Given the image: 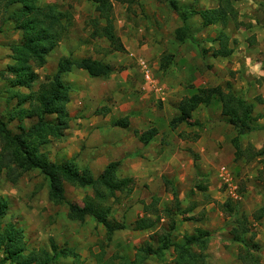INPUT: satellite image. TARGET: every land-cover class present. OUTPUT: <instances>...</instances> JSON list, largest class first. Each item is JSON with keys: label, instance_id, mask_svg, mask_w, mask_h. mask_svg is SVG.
Masks as SVG:
<instances>
[{"label": "rangeland", "instance_id": "obj_1", "mask_svg": "<svg viewBox=\"0 0 264 264\" xmlns=\"http://www.w3.org/2000/svg\"><path fill=\"white\" fill-rule=\"evenodd\" d=\"M170 1L113 0L115 32L126 48L117 51L107 38L92 36L93 21L99 19L93 0H37L41 5L57 4L66 13L68 33L48 55L47 63L35 67L37 79L29 87L14 86L12 75L7 74L8 66L15 62L12 46L23 41L22 32L9 17L18 5L0 14V117L15 133L21 132V125L27 129L38 121L11 119L10 113L19 106L15 94L35 98L42 83L56 73L62 57L97 58L114 68L98 78L76 68L62 76L70 86L69 127L60 137L41 145V150L53 162L73 160L79 169L88 167L95 178L109 163L118 162L117 176L132 177L133 181L130 189L117 192L105 204L110 207V217L124 222L125 229L108 237L105 227L92 217L83 221L69 217L68 203L83 205L85 198L95 196L92 186L63 180L66 201L56 203L49 196V179L40 170L26 171L16 182L7 179L6 170L0 174V195L8 202L2 226L11 223L22 228L28 250H52L54 243L80 254L79 263L57 256L52 264H118L120 256L133 259L142 245L157 247L167 235L181 243L199 229L210 236L205 247L192 248L202 253L208 264H244L239 255L245 254L246 248L234 240L241 220L247 227L245 240L258 246L253 252L264 264V122L259 125L258 121L264 115V107L258 105L264 103V92L259 91L264 87V42L259 43L257 33L253 34L255 25L264 28V0H238L233 3L232 20L207 27L190 10L214 8L220 0H175L181 9L189 10L185 13L177 12ZM100 21L103 25L104 20ZM180 26L192 34L188 42L189 57L194 61L191 66L199 72L208 69L205 78L212 79L208 86L198 84L197 71L171 65L176 55L181 61L180 54L169 53L173 50L171 37ZM221 32L230 35L228 46L235 52L228 58L215 55L220 61L217 65L207 63ZM203 51L210 55L203 56ZM246 57L257 62L249 64ZM142 62L157 88L147 85ZM240 80L243 96L255 100L254 108H262L253 113L255 120L258 118L256 130L248 133L242 144L239 140L244 150L241 155L235 154V127L222 114L218 94L209 105L193 112L191 122L196 124L172 125L181 101L192 93L215 84L229 92ZM25 102L24 106H29ZM125 117L129 119L127 127L115 125ZM151 129L156 133L141 139ZM153 200L155 205L146 212L145 206ZM228 200L233 211L226 213L220 203ZM146 217L152 224L145 229L137 227V220ZM175 258L171 247L162 259L150 256L145 264H175ZM0 264H10L4 261L1 248Z\"/></svg>", "mask_w": 264, "mask_h": 264}, {"label": "trees", "instance_id": "obj_2", "mask_svg": "<svg viewBox=\"0 0 264 264\" xmlns=\"http://www.w3.org/2000/svg\"><path fill=\"white\" fill-rule=\"evenodd\" d=\"M93 1L96 4L99 19L93 21L92 36L105 37L114 50L125 51L126 48L120 36L115 32L112 17L113 0ZM236 1L238 0H220L217 7L190 11L192 14L201 16L204 26L216 23L226 25L235 11L233 3ZM170 2L177 12L189 11L181 9L175 0ZM13 5L18 7L9 13V17L14 21L16 28L22 32L23 41L12 46L15 62L8 66L7 74L12 75L14 86L29 87L37 79L35 67H43L51 51L67 36L68 26L64 22L66 13L57 4L41 5L37 0H0V14ZM101 19L104 20L103 25L100 24ZM175 33L180 40L192 37L186 27L178 28ZM222 34L218 36L220 47L215 50L214 55L229 56L233 52V49L228 46L229 36ZM74 68L85 70L92 77L107 76L114 70L110 64L91 57L73 60L65 56L60 59L56 73L51 77L48 76L47 81L42 83L35 98L20 92L15 94L19 98V106L10 113L11 119L22 121L26 118H37L38 121L27 129L21 125V132L15 133L0 117V174L6 170L7 179L16 182L26 171L40 170L49 179V196L56 203L66 201L63 180L80 186H92L95 189V196L85 198L83 205L68 203V215L80 221L92 217L105 227L108 237H112L116 231L125 229L126 225L110 217V207L105 204V201L115 197L117 192L130 189L133 178L117 176L118 162L109 163L95 178L88 167L79 169L73 160L53 162L41 150V145L48 143L52 137H60L61 131L69 127L70 114L67 104L70 101V86L63 81L62 76ZM216 94L219 95L222 104V114L228 117V123L238 132L233 143L236 149L235 154L241 155L244 150L240 146V135L256 130L254 107L235 93L225 92L221 86L198 90L182 100L179 113L173 118L172 125L178 126L183 122L196 124L191 122L193 111L201 105H209ZM25 101H28L29 106H24ZM50 116L54 118H48ZM115 125L127 127L128 117L117 120ZM155 133L156 130L151 129L141 139L147 136L152 137ZM175 198L179 201L177 195ZM155 203L156 200H153L151 204L146 205L145 211L147 212ZM220 206L226 213L233 211L231 200L220 203ZM7 210L8 202L0 195V248L4 254V261L10 264H52L55 257L63 256L71 257L74 262L79 263L80 254L71 247L59 248L53 243L52 250L44 247L28 250L22 228L11 223L2 226L1 218L6 215ZM151 224L152 219L148 217L139 218L136 222V226L141 229L148 228ZM238 225L239 228L234 232V240L243 243L246 248L245 254L239 257L244 264H261L258 256L253 252L258 246H252L245 240L243 232L247 229L246 223L241 220ZM209 236L210 232L199 229L197 234L188 236L184 242L179 243L174 242L170 235H167L157 247L152 244L140 246L133 259L120 256L118 264H145L150 256L162 259L165 250L171 247L176 253L175 264H208L205 256L196 252L192 246L205 247Z\"/></svg>", "mask_w": 264, "mask_h": 264}, {"label": "crops", "instance_id": "obj_3", "mask_svg": "<svg viewBox=\"0 0 264 264\" xmlns=\"http://www.w3.org/2000/svg\"><path fill=\"white\" fill-rule=\"evenodd\" d=\"M197 15H199V14H197ZM199 17L201 18V16L199 15ZM201 22H202V18H201ZM218 24H221V25H223L222 23H216V24H211V25H208V26H216V25H218ZM202 25H203V23H202ZM255 25V24H254ZM204 26V25H203ZM180 27H183V26H180ZM180 27H178V28H180ZM204 27H207V26H204ZM178 28H176V30L178 29ZM253 28H256L254 31H253V34L254 33H257V41H259V43L261 42V43H263L264 41V28H261V27H259V26H254ZM176 30H175V32H176ZM189 30V29H188ZM190 32V31H189ZM191 33V32H190ZM222 33V32H221ZM220 33V34H221ZM192 35V34H191ZM226 35H229L228 33L226 34ZM219 36V35H218ZM230 36V35H229ZM172 38V40H171V43L173 44V46H171V48L173 49L172 50V52H169V53H172V54H174V55H176V54H180L181 55V61L184 59V61H180L179 62V59H178V57H174V60H173V62L171 63V65L173 64L174 66H173V68H175V67H178L179 69H188V68H190L189 70H194L195 72L197 71L198 72V79L196 80V81H198L199 83V85H203V87L204 86H208L209 85V83L210 82H212V79L210 80L209 78H205V77H209V72L207 71L208 69L207 68H204L203 69V71H198L199 69H196L195 70V68L196 67H194L193 68V66H191V64L192 65H194V61H192L191 59H190V54H192L189 50H190V47H189V45L190 44H188V42H189V40H191V38H187V39H185V40H180L179 38H177V36H176V33H175V35H174V37L172 36L171 37ZM170 41V40H169ZM169 41H167V42H169ZM124 44V43H123ZM125 46V45H124ZM261 46H264L263 44L261 45ZM220 47V45L218 44V46H216V49L217 48H219ZM230 48H232L233 49V52H232V54L231 55H229V56H232L233 54H234V47L233 46H229ZM258 48H260V47H258ZM179 49L181 50V52H179ZM215 49V48H214ZM215 49V50H216ZM262 49V48H261ZM215 50H214V52H215ZM204 52V54H203V56H205V54L207 55V56H209L210 55V53H208L207 51H203ZM215 55H214V53H212V58H210V57H208V59H207V63H210V61L211 62H215V64L217 65L218 63H220V61H218V59H216V56L214 57ZM229 56H220V57H223V58H228ZM92 59H97V58H92ZM204 59V58H203ZM97 60H100V59H97ZM221 60V59H220ZM100 61H102V60H100ZM245 61H247V63H249L250 64V62H254V63H256L257 61H255V60H253V58L251 57H246V60ZM102 62H104V61H102ZM104 63H106V62H104ZM109 64V63H108ZM200 65V64H199ZM112 66V65H111ZM221 66H223V65H221ZM77 69V68H76ZM114 69V68H113ZM79 70H82V69H79ZM142 70H143V68H142ZM82 71H85V70H82ZM114 71V70H113ZM144 71V70H143ZM85 72H87V71H85ZM88 73V72H87ZM144 73V72H143ZM89 74V73H88ZM204 74H206V76L204 75ZM92 77V76H91ZM93 78H98V77H93ZM240 83H243V81L242 80H240L238 83H236L235 85H233V87L231 88V91L233 92V93H235L237 96H240V97H242L243 98V100L246 102V103H248V104H252V102H254L255 100H248L247 98V96H243V94L245 93V92H242L241 91V88H243V87H239V85L238 84H240ZM198 85V86H199ZM216 86H220L219 84H215V86L214 87H216ZM258 89V88H257ZM257 91V90H256ZM260 92L262 91V92H264V87H263V89L262 90H259ZM258 93V92H257ZM193 94V93H192ZM191 94V95H192ZM187 98V97H186ZM184 100V99H183ZM250 102V103H249ZM256 104V103H255ZM259 106H262V107H264V103H259L258 104ZM257 105V106H258ZM257 106H255V108L253 109V113L255 112V113H258L259 111H261L262 110V108L261 107H259V108H257ZM254 107V106H253ZM194 112V111H193ZM192 115H193V113H192ZM255 114H253V116H254ZM192 118V117H191ZM257 120H258V118L254 121V123H256L257 122ZM259 121V125H262V123L264 122V115H260V119L258 120ZM183 123H185V122H183ZM183 123H180V124H183ZM258 123V122H257ZM186 124H188V123H186ZM189 125H191V124H189ZM235 129V128H234ZM235 132H234V135H236V137L238 136V132H237V130L235 129L234 130ZM264 132V131H263ZM247 135L248 134H245V135H240V139H241V144H242V141L244 140L245 141V139L247 140ZM154 139V138H153ZM152 139V140H153ZM151 140V141H152ZM247 144H249V142H247ZM263 144H264V142H263ZM261 147V146H260ZM204 149V148H203ZM257 149H259L258 147H255V150H257Z\"/></svg>", "mask_w": 264, "mask_h": 264}, {"label": "built area", "instance_id": "obj_4", "mask_svg": "<svg viewBox=\"0 0 264 264\" xmlns=\"http://www.w3.org/2000/svg\"><path fill=\"white\" fill-rule=\"evenodd\" d=\"M142 65H143L144 74H145V81H146L147 85L153 86L154 88H157L156 83H155V79H154L153 75L149 72L146 63L142 62Z\"/></svg>", "mask_w": 264, "mask_h": 264}]
</instances>
